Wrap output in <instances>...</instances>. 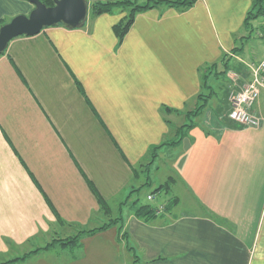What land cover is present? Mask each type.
I'll use <instances>...</instances> for the list:
<instances>
[{
    "label": "crops",
    "instance_id": "1",
    "mask_svg": "<svg viewBox=\"0 0 264 264\" xmlns=\"http://www.w3.org/2000/svg\"><path fill=\"white\" fill-rule=\"evenodd\" d=\"M252 1L156 7L136 15L121 44L112 32L123 17L116 11L8 43L0 55V264L60 232L99 227L104 215L91 185L118 211L140 181L133 171L148 164L152 147L173 141L197 106L198 69L220 68L222 54L237 48ZM32 9L25 0H0V21ZM252 65L232 70L241 86ZM164 106L177 113L162 115ZM211 106L199 117L205 125L156 158L166 160V180L182 188L188 209L178 213V199L170 214L145 222L129 208L120 231L11 264H264V93L250 109L258 129L226 113L223 120V109Z\"/></svg>",
    "mask_w": 264,
    "mask_h": 264
},
{
    "label": "rangeland",
    "instance_id": "2",
    "mask_svg": "<svg viewBox=\"0 0 264 264\" xmlns=\"http://www.w3.org/2000/svg\"><path fill=\"white\" fill-rule=\"evenodd\" d=\"M161 6H165V5L160 4L158 7H161ZM114 11H116L114 13L119 18L121 16L125 17V15H127L126 11L121 7L115 8ZM101 16H103V15H101ZM87 17H88V24H90V23H92V21H94L96 18H98L100 16H93L90 12V9H89L88 13H87ZM5 24H7V23H5ZM5 24H1L0 27L2 25H5ZM249 24L250 25L248 27L244 28L239 33V38L236 41V45H235L238 48V50H236V51L231 50L228 54H226L225 60H227V64H228L226 74L227 75L229 74V77H231L230 80L227 77H225L226 74H222V75L217 74V72L223 71L222 67L216 69V71H215V69H214V71L210 70V68H212V66L214 64L211 66L210 65L209 66L204 65L198 69V74L200 75V84H201L199 94H201L202 96L203 95L207 96V94L209 93V90H210L213 92V94H215V98L208 101L206 107L202 110V112L200 114H197L196 116L191 117L189 113L196 109V107L199 104L198 103L197 106L192 111L185 114L186 122H184V124L181 125L180 127L186 125V126H188L187 130L189 131L191 128L195 127V125H197V126H198V124L205 125L206 122L202 121V119H200L199 117L201 116L203 111L206 108H208V106H211V105H212L211 106L212 109H216V108H222L223 109V112L219 115V117L222 116L221 119L225 120L224 114L226 113V115H227V112L229 110V96L233 91H235L239 87H241V85L238 84V79H239L238 76L239 75H237L234 72H239L238 67H244V64H252V63H253V65L257 64V62L260 60L262 53L264 51V40L257 36L259 29L261 30L264 27V17L260 16L257 19L252 20ZM131 27H132V25H131ZM129 30H128V32H129ZM128 32L125 34L123 39L126 37ZM114 36H115V34H114ZM123 39H122V41H123ZM116 40H117V43L119 42V44H121L122 41H118L117 37H116ZM223 56L224 55L222 54L221 57H223ZM234 56H236V57H234ZM232 70L234 72H232ZM209 72L210 73L213 72V73L209 75ZM215 73H216V75H215ZM234 74H236V77L234 76ZM207 75H209V76H207ZM203 77H207L205 87H203V85H202V83H203L202 78ZM226 81H227V83H226ZM207 85H209L208 86V87H210L209 89L207 88ZM197 96H196V100H197ZM213 97H214V95H213ZM166 108L170 109L169 107H165V106L161 107L162 115L164 114L166 116L167 114H176L177 113V111L174 109H170L171 112L166 113L165 112ZM256 118L259 119V123L257 124V127H256V129H258L261 126L260 125L261 119L258 117H256ZM176 124H179V123H176ZM180 127H175V131L177 129H179ZM162 148L157 150V152H156L157 157L159 155V151ZM165 161L166 160H164L162 158H159L158 160L155 161L153 168H152L153 169L152 174L149 175V177L151 178L150 180L152 181V185L149 187L143 186L142 188H140L145 183V180H146L145 174H146V172H148V166H147V168L146 167L143 168L144 172H143V174H140L141 175L140 181L138 183H135L134 186L130 190H128V192L126 193V196H124L122 198L121 202H119L117 204V210H118L119 205L121 203H124V205L122 206V217L125 214H127V210L129 208H132V210H133L134 208H137L141 205H149L152 208H154V207L159 208V206L162 203H164L166 201V199L173 198V197H176L177 199H179V204H178L179 206L177 207L178 213H180L181 211H185L186 209L189 208V203H190L189 199L184 194V191L182 190L181 187H173L172 191L168 197H164V196H152V197H150V194L152 193V191L156 187H158L160 184L164 183L166 181V178L170 175V169L165 166ZM141 166H144V165H141ZM156 166H160V168H161L158 173H156V171H155ZM138 169H139V167H138ZM139 188L141 190L138 191L137 189H139ZM130 192H132V193L129 194ZM149 198H151V199H149ZM112 206H113L112 204H109V208H110V214L109 215H105L100 211L104 215V218L100 221V223H98L100 226H103L104 224L109 222L110 219H115V217H118V212L115 211L116 207L113 206V208H112ZM96 228H98V227H96ZM92 229H95V228L86 229V230L85 229H76L74 231L73 230H67V232H60L59 234L53 235L46 244L42 245L40 248H37V249L47 247V249H45V251L52 250V249H56V250L61 249V250H67V251L71 252L73 250L68 248V246L61 247V246L55 245L53 247V244H51L52 241H55V240L63 241V240H66L68 238L77 237V236L81 235L82 231H87V230H92ZM83 237H85V236H83ZM83 237L81 238V240L83 239ZM81 240L79 241V244H81ZM49 244H51V245L49 246ZM41 251H43V250H41ZM31 252L32 251H30L29 253H31Z\"/></svg>",
    "mask_w": 264,
    "mask_h": 264
},
{
    "label": "trees",
    "instance_id": "3",
    "mask_svg": "<svg viewBox=\"0 0 264 264\" xmlns=\"http://www.w3.org/2000/svg\"><path fill=\"white\" fill-rule=\"evenodd\" d=\"M39 2L43 3L45 6L50 7L54 5V1L53 0H38ZM85 2H89V9L90 12L93 16H101V15H108L114 12V9L117 7H121L123 8L127 15H125V17H123L120 21H118L116 24H114L112 26V31L115 34V36L117 37L118 41H122L123 37L125 36V34L128 32V30L130 29L131 25L133 24V21L135 19V16L138 13H142L144 11L153 9L158 7L160 4H164L167 7H176V8H180L182 10L188 9L190 8L196 0H175V1H167V0H146L143 3L140 2V0H108V1H93V0H84ZM263 16L264 17V0H253L252 1V7L250 9V11L246 14L245 20H244V28L248 27L250 24V22L254 19H257L258 17ZM1 21H0V25H1ZM119 43V42H118ZM238 50V48L233 49V51ZM226 55H224L220 61V67L223 68V71L221 72H217V74H225L227 72V68H228V64H227V60H225ZM216 71L217 69V65L214 64L212 66V68H210V70L212 71ZM213 73V72H212ZM209 72V75L212 74ZM207 75V76H209ZM216 75V73H215ZM206 78L207 77H203L202 78V85L203 87H205V83H206ZM209 85H207V88L209 89L210 87H208ZM213 92L209 90V93L207 94V96H202L201 94H199L197 96V102L199 103L198 106L196 107V109L192 112H190V116H196L197 114H200L202 112V110L206 107L208 101L213 97ZM165 112H171L170 109H165ZM187 128L188 126L184 125L182 127H180L179 129H177L175 131V137L173 139V141H169V142H164L161 143L158 146L152 147L150 149V153H149V163L144 165V166H139V169H135L133 171L134 174V178L135 177H139L140 174H143L144 172V167L147 168L148 166V172H146V180L145 183L140 187L142 188L143 186H151L152 183L150 182V177H149V168L152 164V162L156 159L157 157V150L165 147V146H169V147H174L175 145H177L186 135L187 133ZM185 130V131H184ZM147 171V170H146ZM174 182V179L172 177H169L164 183L160 184L158 187H156L152 193L150 194V197L152 196H164V197H168L171 193V188H172V184ZM137 189L138 191L141 189ZM91 190L94 193L97 203L99 205L100 211L105 214V215H109L110 214V208H109V204L104 201L96 192V190L94 189V187L91 185ZM132 192H130L129 194H131ZM178 203V199L176 197L173 198H168L166 199V201L164 203H162L159 208H152L149 205H141L137 208L133 209V214L140 220H143L145 222H149L154 220L158 213L160 211L165 212V213H171V210L177 205ZM124 205V203H121L119 205L118 208V217H115V219H110L109 222H107L106 224H104L103 226H100L98 228L92 229V230H87V231H82L81 235L77 236V237H73V238H68L66 240H55L52 241L51 244H53V247L55 245L61 246V247H65L68 246V248L74 250L79 248L80 244L79 241L81 240V238L83 236H90V235H94L97 232H100L102 230H106L108 228H112V227H117L118 231H120L122 229V206ZM59 223H62V221H59ZM120 239H125L126 240V234H122L120 236ZM49 244V246L51 245ZM47 249V247L41 248V249H36L34 251H32L29 254H26L25 256H23L22 258L19 259H14L2 264H11L13 262L16 261H23L25 260L26 257H29L32 254H35L41 250H45ZM129 251H131V248H128Z\"/></svg>",
    "mask_w": 264,
    "mask_h": 264
},
{
    "label": "water",
    "instance_id": "4",
    "mask_svg": "<svg viewBox=\"0 0 264 264\" xmlns=\"http://www.w3.org/2000/svg\"><path fill=\"white\" fill-rule=\"evenodd\" d=\"M25 1L33 6L31 12L26 16L18 15L0 27V55L16 37L35 36L55 26L73 30L81 27L87 18L88 3L84 0H53L54 5L50 7L38 0Z\"/></svg>",
    "mask_w": 264,
    "mask_h": 264
},
{
    "label": "built area",
    "instance_id": "5",
    "mask_svg": "<svg viewBox=\"0 0 264 264\" xmlns=\"http://www.w3.org/2000/svg\"><path fill=\"white\" fill-rule=\"evenodd\" d=\"M257 36L264 40V27ZM249 76L248 82L230 94L227 118L241 127L256 128L259 119L251 114L250 109L264 93V53L257 64L249 67Z\"/></svg>",
    "mask_w": 264,
    "mask_h": 264
}]
</instances>
